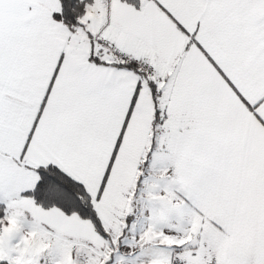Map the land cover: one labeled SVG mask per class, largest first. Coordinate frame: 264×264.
<instances>
[{
	"label": "snow or ice",
	"instance_id": "snow-or-ice-1",
	"mask_svg": "<svg viewBox=\"0 0 264 264\" xmlns=\"http://www.w3.org/2000/svg\"><path fill=\"white\" fill-rule=\"evenodd\" d=\"M0 264H264V0H0Z\"/></svg>",
	"mask_w": 264,
	"mask_h": 264
}]
</instances>
